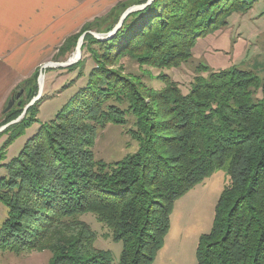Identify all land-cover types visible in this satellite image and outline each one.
<instances>
[{
	"label": "trees",
	"instance_id": "16d2710c",
	"mask_svg": "<svg viewBox=\"0 0 264 264\" xmlns=\"http://www.w3.org/2000/svg\"><path fill=\"white\" fill-rule=\"evenodd\" d=\"M146 1L114 8L123 12ZM255 1L154 0L128 15L110 39L87 35L81 50L94 68L85 87L39 126L0 178V203L7 210L0 250H36L44 242L49 264H111L81 220L92 216L121 244L118 264H153L174 203L224 168L228 183L210 231L198 239L196 264H264V76L235 68L210 72L195 77L187 93L163 77L165 89L156 94L124 75L123 67L111 68L122 57L141 66L178 68L198 38ZM118 18L110 22L111 16L102 32L111 31ZM75 36L65 40L59 56L74 50ZM80 66L83 60L67 70ZM28 91L29 99L34 92ZM38 102L21 125L5 131L24 127ZM14 106L1 125L20 115L22 102ZM109 124L122 127L136 144L120 161L94 158L97 133Z\"/></svg>",
	"mask_w": 264,
	"mask_h": 264
},
{
	"label": "rangeland",
	"instance_id": "374dc122",
	"mask_svg": "<svg viewBox=\"0 0 264 264\" xmlns=\"http://www.w3.org/2000/svg\"><path fill=\"white\" fill-rule=\"evenodd\" d=\"M112 11L99 12V16L87 23L82 31L86 27L87 31L106 34V32H102L107 27L105 22L111 16H114V19L110 22H116L118 14L120 13L121 16L124 12H117L116 8ZM110 14L112 15L109 17ZM115 15H117L116 18ZM225 21L226 24L223 27L198 38L193 45L189 60L178 68L159 69L149 64L141 66L128 57L120 58L111 68L120 72V67H123L124 75L132 77L134 81L156 94L165 89L163 77L176 83L183 93L188 92L195 77H205L210 72L227 71L235 68L249 71L261 79L264 76V0L255 1L245 13H231ZM82 31L78 32L75 37H80ZM76 43L73 46L74 50L69 48L68 52L66 51L67 53L65 52L62 56L55 52L50 54L49 62H64L71 58ZM81 60H83V66L72 71L67 70V68L45 71L43 92L35 116L29 114L24 127L18 126L5 131L15 124L0 134V178L6 175V167L18 156L26 141L36 133L39 126L54 119L58 113L73 103L75 95L85 87L89 73L94 68V63L91 61L87 50L82 52ZM33 75L14 91L11 97L21 92L20 100L15 101V104L22 102L24 107L31 98L36 96L38 76L34 77ZM28 88L34 92L29 99L26 96L29 92H27ZM10 98L2 110L0 117L3 119L1 120H4L2 116ZM15 108L16 106L13 110ZM23 119L17 124L21 125ZM2 122L0 126H2ZM135 150L136 144L124 133L123 128L109 124L104 130L98 131L93 154L96 160L113 162L122 160ZM227 183L228 177L225 169H217L174 203L164 244L153 264H196L198 239L210 231L214 208L223 187ZM6 214V208L0 203V226ZM81 220L96 235L94 247L108 252L111 256V264H118L121 244L113 242L108 236V230L94 217L83 216ZM44 244L43 242L39 249L28 251L13 252L1 249L0 264H49L52 254L45 249Z\"/></svg>",
	"mask_w": 264,
	"mask_h": 264
},
{
	"label": "crops",
	"instance_id": "0c3cea01",
	"mask_svg": "<svg viewBox=\"0 0 264 264\" xmlns=\"http://www.w3.org/2000/svg\"><path fill=\"white\" fill-rule=\"evenodd\" d=\"M133 1L0 0V115L16 88L49 62L50 54L57 53L65 40L99 12Z\"/></svg>",
	"mask_w": 264,
	"mask_h": 264
},
{
	"label": "water",
	"instance_id": "95a60500",
	"mask_svg": "<svg viewBox=\"0 0 264 264\" xmlns=\"http://www.w3.org/2000/svg\"><path fill=\"white\" fill-rule=\"evenodd\" d=\"M153 1L154 0H147L143 4H136V5H132V6L128 7L121 14L118 22L112 28V30L106 34H97L95 32H90V31L83 32L77 40L73 56L71 58L67 59L66 61H64V62H46V63L42 64L38 70V77H37L38 91H37L36 96L31 98L29 103L23 107L21 114L16 119L0 126V133H2L8 127L19 123L24 118L28 109L41 99L42 92H43L45 71H47L49 69H66V68H69L71 66L76 65L81 60V56H82L81 49H82L84 38L87 35L92 36L93 38H95L98 41H105V40L110 39L121 28L123 22L125 21V19L127 18L128 15L148 7L149 5H151V3ZM20 93H18L16 96L10 98L6 109L4 110V113L8 112L14 106L15 101H18V99L20 98V95H21ZM27 96H29V92H28ZM17 105H19V102H17Z\"/></svg>",
	"mask_w": 264,
	"mask_h": 264
}]
</instances>
